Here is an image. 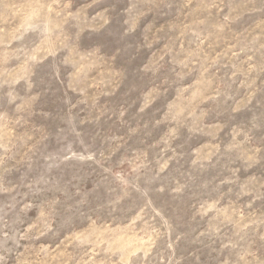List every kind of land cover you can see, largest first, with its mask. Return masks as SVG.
<instances>
[{"label":"rangeland","instance_id":"374dc122","mask_svg":"<svg viewBox=\"0 0 264 264\" xmlns=\"http://www.w3.org/2000/svg\"><path fill=\"white\" fill-rule=\"evenodd\" d=\"M0 264H264V0H0Z\"/></svg>","mask_w":264,"mask_h":264}]
</instances>
